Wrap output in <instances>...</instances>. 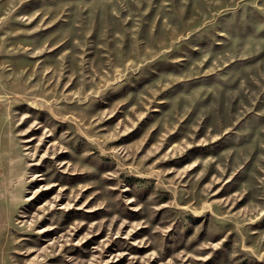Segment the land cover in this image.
<instances>
[{"label":"rangeland","instance_id":"obj_1","mask_svg":"<svg viewBox=\"0 0 264 264\" xmlns=\"http://www.w3.org/2000/svg\"><path fill=\"white\" fill-rule=\"evenodd\" d=\"M0 264H264V0H0Z\"/></svg>","mask_w":264,"mask_h":264}]
</instances>
